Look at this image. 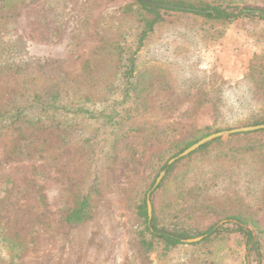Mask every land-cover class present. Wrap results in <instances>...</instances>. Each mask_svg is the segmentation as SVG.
Masks as SVG:
<instances>
[{"label": "rangeland", "instance_id": "rangeland-1", "mask_svg": "<svg viewBox=\"0 0 264 264\" xmlns=\"http://www.w3.org/2000/svg\"><path fill=\"white\" fill-rule=\"evenodd\" d=\"M130 2L34 0L15 5L9 12L1 8L0 111L27 106L35 95L44 97L60 78L74 80L87 59L98 61L90 81L96 86L90 92L92 98L102 101L111 94L112 99L122 101L119 89L110 93L103 90L112 81V75L114 80V58L105 53L96 55L102 39L108 42L122 39L118 8ZM260 4L261 0H243L239 6ZM123 25L128 27L125 40L130 42L137 32L135 25ZM263 29L264 22L240 17L220 39L211 41L205 37L202 43L192 40L183 46L178 38L173 41L167 33L157 34L140 53L137 63L138 68L145 69L140 74V84L145 89L139 97L147 110L138 113L130 104L117 105L119 116L114 121L121 119V124L115 126L112 134L113 126H104L101 120L77 118L73 121L76 130L73 144L60 150L55 135L48 134L50 128L36 131L38 138L49 136L54 144L47 162L24 159L1 164L18 134L11 128L0 130V198L3 197L0 224L6 236L25 243L11 252L8 247H1L0 261H7L5 264H204L202 259H207L206 264H258L257 257L246 251L241 235L235 233H224L223 239L212 247L211 257L186 245L167 254L157 249L146 255L134 235L138 222L133 204L157 173L161 165L159 155L169 159L187 137L245 127L243 124L250 121L248 114L230 108L235 101L233 92H224L220 102L225 106L221 112L216 110L213 91L217 85L212 88L209 84L214 73L230 83L242 80L249 60L262 48L255 35ZM166 46L170 47L167 60L163 55L153 57L152 52L151 57H146L153 49L160 53ZM44 61L54 64L41 67ZM150 65L153 67L146 70ZM90 108L98 114L102 105L90 104ZM131 116L133 119L127 118ZM88 136H94L97 146L85 148L83 141ZM230 137L221 139L230 141ZM101 145L104 148L99 153ZM212 149L178 165L175 179L198 189L203 203L223 219L220 223L238 212L252 215L260 229L253 232L264 255V203L261 202L264 140L255 149L236 156L227 152L226 142ZM96 156L99 161L92 177L97 178L99 193L92 195V217L79 225H66L61 222L62 211L73 206L79 191L87 190L91 181L89 163L93 165ZM33 167H41L35 176ZM31 179L41 187L45 204H38ZM5 188H10L8 194L4 193ZM228 228L233 226L228 224Z\"/></svg>", "mask_w": 264, "mask_h": 264}, {"label": "trees", "instance_id": "trees-1", "mask_svg": "<svg viewBox=\"0 0 264 264\" xmlns=\"http://www.w3.org/2000/svg\"><path fill=\"white\" fill-rule=\"evenodd\" d=\"M33 1L0 0V9L2 8L4 11L9 12L15 5L27 4ZM149 1L170 4L189 10L177 11L154 7L142 3L140 0H132V2L118 8L122 21L119 25H121L120 27L124 32L120 35L122 39L112 42L102 39L97 48L98 53L96 56L100 57L101 53H105L110 58H114V80L112 75V81L106 84L103 90H107L105 92L110 93L113 89H119L122 93V101L118 102L119 100L112 99L111 94L102 101L101 99L92 98L90 92L96 86L90 81L94 78L92 75L97 71L98 61L95 59L83 61L81 74L74 80L73 78L69 80L64 79L65 77L60 78L54 81L51 91L47 92L44 97L35 95L27 106L11 107L8 110L0 111V130L11 128L18 134V137L12 141L6 151L1 164L24 159L47 162L52 157L49 154V150L53 148L54 144L49 140V136L42 135L41 138H38L34 134L36 131L44 132L47 131V128H50L51 130L48 134L55 135L58 140L57 143L60 145V150L73 144V133L76 131L73 121L77 118H81L84 121L91 119L101 120L104 126H113L110 132L112 134L115 126L121 124V119L114 121V118L119 116L117 105L130 104L134 111L144 113L147 110L145 107L146 103L140 101L141 98L139 97V94L145 89V86L140 84V74L144 68H138L137 63L140 53L144 51L148 42L155 38L157 34L167 33L172 36L173 41L178 38V41L182 42L181 46H183L191 43L192 40H199L202 43L205 37H210L211 41L220 39L227 27L240 17L264 22V0H261V4L256 7L248 5L240 7L239 3L243 2V0ZM244 9L246 10L245 12L243 11ZM6 15H9V13H6ZM123 23L135 25L137 30L130 42L125 40V33L128 27H125ZM255 37L256 41L262 45V48L259 53L254 54L249 60L242 80L230 83L224 81L213 72L214 75H212L211 83L209 84L212 88L217 85V88L213 91L216 95V101L213 105L220 112L221 108L225 106L220 102L224 92H233L235 101L230 108L240 112L242 115H249L250 121L243 124L245 127L264 124V29L259 31ZM151 52L153 57L159 58L163 55L165 60H167L170 56V47L166 46V49L160 53L153 49L146 54V57L149 55L151 57ZM103 61L106 62L105 60ZM52 64L54 63L44 61L41 67H49ZM150 67H153V65L148 66L146 70ZM76 92H79V94L77 95ZM120 97L118 96V98ZM107 102L111 103L107 104ZM89 103L102 105L98 114H96V110L90 108ZM109 108L112 109L105 114L104 112ZM127 118L133 119L132 116ZM28 128L32 130L27 133L24 130ZM79 132L85 134L82 130H79ZM205 136L207 135L203 134L199 137L193 136L187 137L186 140L183 139V144L177 146V150L174 151L169 159L164 160L162 156H158V161L161 165H158L157 173L133 204V211L138 222L134 231L137 244L146 255L157 249L167 254L181 245H186L193 246L201 254L206 252L205 256L211 257L212 247L223 239L224 233H226L225 235L235 233L241 235L246 243V251L257 257L258 264H264V255L260 251L261 246L253 232L258 230L259 226L252 215L238 212L228 217L223 223H220L223 219L218 215L217 211L203 203L202 194L198 193V189L184 186L182 179H175V169L178 165L195 155L207 154L211 152L210 149L212 148V150H216L224 142H226L227 152L231 156L247 153L255 149L264 140V129L232 134L230 141H224L221 138L213 139L189 155L177 159L171 165L167 164L171 158L177 156ZM94 140V136H88L83 141L86 145L85 148L97 146V142ZM154 140H158V137H154ZM114 143L115 141H113L112 146H114ZM101 148L98 151L99 153L103 151L104 145H101ZM98 161L99 157L96 156L94 164L89 163V166H91V171L89 169L91 181L87 190L79 191L73 206L67 207L62 211L61 222L64 224L79 225L91 219L92 195L99 193L97 178L92 177L97 170ZM261 161L264 164V155L261 157ZM40 168L33 167L34 172H32V175H37V170ZM162 170L166 172L159 184L153 188L155 179ZM29 181L33 183L38 204H45V196L41 194V187L36 186L34 180L31 179ZM9 191L10 188L4 189L5 194H8ZM262 198L261 202L264 203V195H262ZM0 199L3 200V197ZM147 199L151 204L150 219L147 216ZM1 206L2 202H0V208ZM228 224L233 226V229H229ZM248 226H251L252 229ZM198 237H202L201 240L194 243L186 242ZM23 244L25 243L17 242L13 236H6L5 230L0 224V248L6 246L11 252L16 248L19 249ZM11 258L13 259L12 255ZM202 260L206 264L207 259ZM5 262L7 261H0V264H5Z\"/></svg>", "mask_w": 264, "mask_h": 264}, {"label": "water", "instance_id": "water-1", "mask_svg": "<svg viewBox=\"0 0 264 264\" xmlns=\"http://www.w3.org/2000/svg\"><path fill=\"white\" fill-rule=\"evenodd\" d=\"M140 1L142 3H144V4L151 5V6H154V7L172 9V10H177V11H182V10L188 11L189 10V9H185V8L174 6V5H170V4L152 2V1H149V0H140ZM261 129H264V124L257 125V126L241 127V128H236V129H231V130H226V131H220V132H217V133L210 134V135L200 139L196 143L192 144L190 147L185 149L183 152H181L176 157L170 159L167 164L171 165L177 159L183 158V157L189 155L191 152L195 151L200 146L212 141L213 139L222 138V137H229L230 135L235 134V133L250 132V131L261 130ZM165 172H166L165 170L160 172V174L158 175L157 179L155 180L153 188H155L159 184V182L163 178ZM146 204H147V216H148V219H150L151 218V204H150L148 199L146 201ZM199 239L200 238H195V239L187 240L186 242L187 243H194V242L199 241Z\"/></svg>", "mask_w": 264, "mask_h": 264}]
</instances>
